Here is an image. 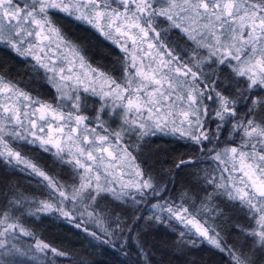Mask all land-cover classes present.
Returning a JSON list of instances; mask_svg holds the SVG:
<instances>
[{"label":"snow or ice","instance_id":"1","mask_svg":"<svg viewBox=\"0 0 264 264\" xmlns=\"http://www.w3.org/2000/svg\"><path fill=\"white\" fill-rule=\"evenodd\" d=\"M58 21L118 49L120 74L94 65L84 38ZM0 49L50 97L0 65V171L36 185L0 191V264L70 258L25 226L40 213L125 264H152L151 225L181 255L207 247L225 264H264V0H0ZM160 134L196 153L175 173L141 159Z\"/></svg>","mask_w":264,"mask_h":264},{"label":"trees","instance_id":"2","mask_svg":"<svg viewBox=\"0 0 264 264\" xmlns=\"http://www.w3.org/2000/svg\"><path fill=\"white\" fill-rule=\"evenodd\" d=\"M58 22L72 34L73 39L84 38L80 40V43L88 49L89 58L94 65H99L116 75L120 74L118 49L102 37L92 32H85L68 21ZM0 65L8 70L9 78L19 81L21 86L28 88L33 95H42L45 99L50 98L47 96V89L41 90L38 78L29 74L30 69L27 65L18 62L7 49H0ZM88 104L91 107L92 101L89 100ZM28 154L48 166L54 173H58L61 178L67 177L66 172L51 168V162L41 153L29 151ZM192 155L196 153L191 150L190 145L185 146L183 142L177 143L170 136L160 134L146 143L141 159H147L149 164H154L157 171L163 168L171 170V174L176 172L174 165L179 163L182 156ZM189 171L190 169H184L176 175L178 188L185 184ZM11 173V169L0 171V191H7L8 187L14 184H19L22 190L29 194L36 188L34 183L30 184L23 176ZM24 223L33 231L35 237L70 253L69 259L57 258L55 264H80L81 261L85 264H125L126 258L122 253L109 246L97 245L96 241L86 237L83 232H78L74 225L65 221L58 213H40L31 218L26 217ZM145 227L144 222H141L142 232L145 231ZM24 240L26 245L34 244L32 239L24 238ZM143 240L146 241L145 246L153 257L152 264H188L189 261H195V264H225L219 254L208 250L207 247L181 255V250L174 246L176 237L169 235L168 230L163 227L157 230L156 225L147 226ZM40 256L41 260L35 262L28 258H18V260L22 264H46L43 254ZM49 258H51L50 253Z\"/></svg>","mask_w":264,"mask_h":264},{"label":"rangeland","instance_id":"3","mask_svg":"<svg viewBox=\"0 0 264 264\" xmlns=\"http://www.w3.org/2000/svg\"><path fill=\"white\" fill-rule=\"evenodd\" d=\"M145 47H146V45H145ZM113 126L115 127V125H113ZM24 241H25L24 238H22V239L19 241V244H20L21 247H25V248H26L28 245H26V243H25ZM21 243H22L23 245H22ZM38 255H40V254H38ZM18 258H27V257H18ZM18 258H17V259H18Z\"/></svg>","mask_w":264,"mask_h":264}]
</instances>
